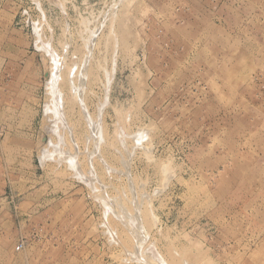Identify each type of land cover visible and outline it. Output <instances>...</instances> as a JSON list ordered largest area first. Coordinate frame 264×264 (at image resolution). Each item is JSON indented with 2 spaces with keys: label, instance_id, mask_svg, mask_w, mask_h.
Wrapping results in <instances>:
<instances>
[{
  "label": "rangeland",
  "instance_id": "rangeland-1",
  "mask_svg": "<svg viewBox=\"0 0 264 264\" xmlns=\"http://www.w3.org/2000/svg\"><path fill=\"white\" fill-rule=\"evenodd\" d=\"M164 263L264 264V0H0V264Z\"/></svg>",
  "mask_w": 264,
  "mask_h": 264
},
{
  "label": "bare ground",
  "instance_id": "bare-ground-1",
  "mask_svg": "<svg viewBox=\"0 0 264 264\" xmlns=\"http://www.w3.org/2000/svg\"><path fill=\"white\" fill-rule=\"evenodd\" d=\"M65 26H66V25H65ZM109 32H110V31H109ZM111 32H112V31H111ZM112 36H113V35H112ZM115 37H116V36H115ZM89 38H90V37H89ZM85 40H86V39H85ZM86 41H87V40H86ZM93 41H94V40H93ZM49 42H50V41H49ZM90 42H91V41H90ZM43 43H44V42H43ZM92 43H93V42H92ZM114 44H115V43H114ZM88 46L90 47V44H88ZM84 47H85V46H84ZM50 48H51V47H50ZM62 48H63V46H62ZM49 51H50V50H49ZM85 51H86V50H85ZM63 52H64V50H63ZM90 52H91V51H90ZM90 52H89V53H90ZM114 53H115V52H114ZM53 54H54V53H52V55H53ZM63 55H64V54H63ZM55 56H56V55H55ZM88 56H89V55H88ZM63 57H64V56H63ZM90 57H91V55H90ZM50 59H51V56H50ZM52 59H53V58H52ZM61 59H62V58H61ZM87 59H88V57H87ZM91 59H92V58H91ZM62 60H63V59H62ZM85 60H86V59H85ZM85 60H84V61H85ZM51 61H52V60H51ZM53 61H54V60H53ZM114 61H115V60H114ZM54 64H55V63H54ZM54 64H53V65H54ZM56 64H57V63H56ZM82 65H83V68H84V64H82ZM82 65H81V66H82ZM85 65H86V63H85ZM97 65H98V64H97ZM53 67H54V66H53ZM56 67L58 68L59 66H56ZM72 67H74V65H73ZM75 67H76V66H75ZM98 67H99V66H98ZM112 67H113V66H112ZM60 68H61V67H60ZM60 68H58V69L60 70ZM63 68H64V67H62V69H63ZM70 69H71V68H70ZM70 69H69V72H71ZM72 69L75 70V68H72ZM79 69H81V68H79ZM55 70H56V69H55ZM56 71H58V70H56ZM83 71H84V70H83ZM104 71H105V70H104ZM113 71H114V70H113ZM60 72H61V71H60ZM69 72H68V73H69ZM106 72H107V71H106ZM52 73H53V72H52ZM71 73H72V72H71ZM71 73H69V74H71ZM107 73H109V72H107ZM84 74H85V73H84ZM54 75H56V74L53 73V76H52L53 78H54ZM57 75H58V74H57ZM107 75H108V74H107ZM59 76H60V75H59ZM70 76H71V75H70ZM70 76H69V77H70ZM75 76H76V75H75ZM78 76H79V75H78ZM108 76H111V75H108ZM52 77H51V80H52ZM71 77H72V76H71ZM80 77L82 78V76H80ZM55 78H56V77H55ZM61 79H62V78H61ZM69 79H70V81H71V78H69ZM82 79H83V78H82ZM82 79H81V80H82ZM56 80H57V79H56ZM56 80H55V82L58 81V80H57V81H56ZM59 80H60V78H59ZM78 80H79V79H78ZM81 80H80V81H81ZM109 80H110V79H108V82H109ZM53 81H54V80H53ZM53 81H51V82H53ZM72 81H73V80H72ZM72 81H71V82H72ZM80 81H79V82H80ZM93 81H94V80H93ZM48 82H49V81H48ZM55 82H54V83H55ZM79 82H78V84L81 85V83H82L83 81H81L80 83H79ZM54 83H51V84L53 85ZM55 85L57 86V83L54 84L53 86H51V87H52V88H51L52 90H53V87L56 88ZM58 85H59V82H58ZM69 85H70V84H69ZM71 85H73V84L71 83ZM71 85H70V86H71ZM70 86H69V87H70ZM77 86H78V85H76V88H77ZM81 86H82V85H81ZM71 87H72V86H71ZM74 87H75V86L72 87V90H73ZM78 87H79V86H78ZM108 87H109V86H108ZM79 88H80V87H79ZM79 88H78V90H77V89H76V90L79 91ZM106 88H107V87H106ZM56 89H57V88H56ZM74 89H75V88H74ZM81 89H82V88H81ZM81 89H80V90H81ZM48 90H49V89H48ZM52 90H51V91H52ZM70 90H71V89H70ZM72 90H71V92H72ZM57 91H58V90H57ZM54 92H55V93H54ZM54 92H52V93H53V94H56L55 89H54ZM58 92H59V91H58ZM105 93H106V92H105ZM50 94H51V92H50ZM79 94H80V93H79ZM52 96H53V95H52ZM52 96H51V97H52ZM72 97H73V96H72ZM60 98H61V97H60ZM62 99H63V98H62ZM70 99H71V98H70ZM66 100H67V99H66ZM80 100H81V99H80ZM82 100H83V99H82ZM46 101H47V100H46ZM51 101H52V100H51ZM51 101H50V102H51ZM62 102H63V101H62ZM62 102H61V103H62ZM53 103H55V102H53ZM56 104H57V103H56ZM80 104H81V103H80ZM81 105H82V104H81ZM85 105H86V104H85ZM56 106H57V105H56ZM52 107H53V106H52ZM57 107H58V106H57ZM80 107H81V106H80ZM54 108H55V106H54ZM58 108H59V107H58ZM58 108H56V109H58ZM61 109H62V108H61ZM84 109H85V108H84ZM51 110H52V109H51ZM85 110H86V109H85ZM52 111H53V110H52ZM50 112H51V111H50ZM53 112H55V111H53ZM57 112H58V111H57ZM59 112H61V111L59 110ZM98 112H99V110H98ZM102 112H103V111H102ZM85 113H86V112H85ZM57 114H58V113H57ZM96 114H97V113H96ZM58 115H59V114H58ZM61 115H62V114H61ZM61 115H60V116H61ZM87 116H88V114H87ZM97 116H98V115H97ZM62 117H63V116H62ZM54 118H55V116H54ZM59 118L61 119V117H59ZM59 118H58V120H56V119H53V120L59 121ZM100 118H101V117H100ZM100 118H99V119H100ZM62 119L64 120V118H62ZM88 119H90V118H88ZM90 120H91V119H90ZM97 120H98V119H97ZM52 122H53V121H52ZM97 124H98V123H97ZM99 124H100V123H99ZM92 125H93V124H92ZM90 126H91V125H90ZM95 126H96V124H95ZM55 127H56V126H55ZM91 127H92V126H91ZM142 128H143V127H142ZM68 129H69V128H68ZM121 130H122V129H121ZM144 130H145V129H144ZM58 131H59V130H58ZM96 132H97V130H96ZM99 132H100V131H99ZM142 132H143V131H142ZM142 132H141V133H142ZM93 133H94V132H93ZM144 134H145V133H144ZM144 134H143V135H144ZM92 135H93V134H92ZM119 135H120V133H119ZM125 135H126V134H125ZM134 136H135V135H134ZM90 137H91V135H90ZM141 137H142V136H141ZM122 138H123V137H122ZM88 139H89V138H88ZM99 139H101V138H99ZM95 140H97V139H95ZM124 140H125V139H124ZM143 140H144V139H143ZM96 142H97V141H96ZM116 149H117V148H116ZM147 150H148V149H147ZM120 153H121V152H120ZM129 154H130V153H129ZM49 156H50V155H49ZM58 157H59V155H58ZM65 158H66V157H65ZM70 158H71V157H70ZM73 158H74V157H73ZM100 159H101V158H100ZM62 160H64V159H62ZM72 160H73V159H72ZM102 161H103V159H102ZM71 162H72V161H71ZM104 162H105V161H104ZM104 162H103V163H104ZM101 163H102V162H101ZM103 165H105V168H106V164H103ZM73 166H74V165H73ZM76 166H77V165H76ZM74 167H75V166H74ZM77 168H78V167H77ZM112 169H113V168H112ZM92 170H93V169H92ZM107 172H108V171H107ZM77 173H78V172H77ZM81 173H82V172H81ZM168 175H169V174H168ZM88 177H89V176H88ZM94 177H95V175H94ZM83 178H85V176H84ZM167 179H168V176H167ZM169 179H170V178H169ZM93 180H94V179H93ZM86 182H88V181H86ZM88 184H89V182H88ZM102 192H103V191H102ZM122 194H123V192H122ZM156 194H157V193H156ZM100 195L102 196V195H104V194H99V196H100ZM123 195H124V194H123ZM123 195H122V196H123ZM103 197H104L103 200H105V199H106L105 196H103ZM103 197H100V198H103ZM109 198H110V197H109ZM118 199H119V198H118ZM106 200H107V199H106ZM116 200H117V199H116ZM105 202H106V201H105ZM119 202H120V201H119ZM107 204H108V202H107ZM109 205H110V204H109ZM107 206H108V205H107ZM136 206H137V205H136ZM136 209H137V208H136ZM135 217H136V216H135ZM137 217H138V216H137ZM124 218H125V217H124ZM138 219H139V218H138ZM132 220H133V219H132ZM136 222H137V221H136ZM136 222H135V223H136ZM125 225H126V224H125ZM127 225H128V224H127ZM136 225H137V224H136ZM132 227H133V226H132ZM133 228H134V227H133ZM132 230H133V229H132ZM132 230H131V231H132ZM109 231H110V230H109ZM136 231H137V230H136ZM132 232H133V231H132ZM143 232H144V231H143ZM144 233H145V232H144ZM112 234H113V233H112ZM146 234H147V233H146ZM138 235H139V233H138ZM144 238H145V237H144ZM144 238H143V239H144ZM141 240H142V239H141ZM134 241H135V240H134ZM111 242H112V241H111ZM139 243H140V242H139ZM151 246H152V245H151ZM143 251H145V249H144ZM149 251H151V250H149ZM137 252H138V251H137ZM146 252H147V251H146ZM151 252H152V251H151ZM135 253H136V252H135ZM143 255H144V254H143ZM146 255H147V254H146ZM134 258H136V257H134ZM148 258H150V257H148ZM155 258H156V257H155ZM155 258H154V259H155ZM146 260H147V258H146ZM163 260H164V259H162V261H163ZM160 261H161V260H160ZM162 261H161L160 263H162ZM148 262H149V260H148ZM150 262H151V261H150ZM150 262H149V263H150ZM154 262H155V261H154ZM146 263H147V262H146ZM151 263H152V262H151ZM158 263H159V261H158ZM165 263H166V262H165ZM165 263H164V264H165Z\"/></svg>",
  "mask_w": 264,
  "mask_h": 264
},
{
  "label": "built area",
  "instance_id": "built-area-1",
  "mask_svg": "<svg viewBox=\"0 0 264 264\" xmlns=\"http://www.w3.org/2000/svg\"><path fill=\"white\" fill-rule=\"evenodd\" d=\"M19 248V247H18Z\"/></svg>",
  "mask_w": 264,
  "mask_h": 264
}]
</instances>
